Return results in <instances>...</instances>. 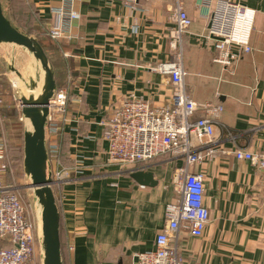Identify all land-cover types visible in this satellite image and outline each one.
I'll return each mask as SVG.
<instances>
[{"label": "crops", "instance_id": "1", "mask_svg": "<svg viewBox=\"0 0 264 264\" xmlns=\"http://www.w3.org/2000/svg\"><path fill=\"white\" fill-rule=\"evenodd\" d=\"M219 1L229 0L183 1L192 19L182 40L185 89L196 103L220 105L223 112L217 152L196 167L204 177L209 222L201 237L180 230L172 242L187 263L264 264V173L230 153H264V0H231L254 11L251 51L232 69L213 62L216 54L205 38L206 17ZM126 2L74 0L79 18L71 22V36L52 44L62 62L54 68L57 89L71 85L59 144L63 165L74 172L54 193L64 264H133L137 254L155 250L165 209L177 199L174 177L182 163L170 155L125 170L106 164L103 122L122 99L133 95L157 108L172 94L169 77L156 69L171 54L169 7ZM24 3L36 33L47 37L51 11L62 1ZM202 115L197 110L194 118ZM141 170L153 174L154 187L131 178Z\"/></svg>", "mask_w": 264, "mask_h": 264}, {"label": "built area", "instance_id": "2", "mask_svg": "<svg viewBox=\"0 0 264 264\" xmlns=\"http://www.w3.org/2000/svg\"><path fill=\"white\" fill-rule=\"evenodd\" d=\"M62 6L53 9V22L46 36L58 43L70 38L71 22L79 15L73 9L74 0H61ZM140 0H127L134 7ZM163 2L169 7L173 28L169 31L171 54L157 66L171 83L169 104L153 108L133 95L124 97L119 108L103 122L106 127V164L119 169L139 168L162 156H172L182 165L175 171L177 199L165 209V227L155 238V250L139 253L133 264H192L179 255L172 239L180 230L199 238L209 222L204 205V177L196 167L217 152L219 140L215 136L223 112L220 105L198 104L185 89L182 40L188 33L192 19L184 10V0H143ZM206 37L215 51L213 62L233 68L243 53H249V36L254 11L236 1H219L216 9L206 17ZM70 87L56 89L48 105L45 141L51 167L53 192L72 178L73 168L63 165L60 136L67 121ZM3 99L0 96V264H39L38 242L16 189L5 181L10 172L6 138L1 127ZM203 115L194 118L195 111ZM20 120H23L20 117ZM238 161H245L264 173V153L245 150L230 152ZM10 245L6 248L5 244Z\"/></svg>", "mask_w": 264, "mask_h": 264}, {"label": "water", "instance_id": "3", "mask_svg": "<svg viewBox=\"0 0 264 264\" xmlns=\"http://www.w3.org/2000/svg\"><path fill=\"white\" fill-rule=\"evenodd\" d=\"M1 45L22 48L33 60L34 79L28 78L26 82L17 70L10 68L27 90L26 95L20 93L18 97L20 115L30 126L23 132V172L30 182L28 187L32 190L40 213V233L37 237L40 264H64L60 243V213L52 189L51 167L45 141L48 105L57 89L55 73L41 43L10 23L3 13L0 0ZM131 178L139 185H156L153 174L148 171H135L131 173Z\"/></svg>", "mask_w": 264, "mask_h": 264}, {"label": "rangeland", "instance_id": "4", "mask_svg": "<svg viewBox=\"0 0 264 264\" xmlns=\"http://www.w3.org/2000/svg\"><path fill=\"white\" fill-rule=\"evenodd\" d=\"M1 4L4 14L6 16H10L11 9L9 8L7 0H1ZM33 28L37 29L35 25H33ZM11 67H13L23 76L25 82L28 81V78L34 79V64L30 55L22 48L11 45H1L0 96L2 97L4 102V110L2 109L1 112V127L6 138L10 165V172H8V174L6 175L5 181L15 187V191L25 208L26 218L31 223L34 234L36 235V237H38L40 233V213L33 199L32 190L28 187L30 182L24 175L23 158H21L23 150V132L26 129H29L30 126L29 123L24 119L20 120L21 115L18 97L20 93L26 95L27 90L24 87V83H22L18 79V77L10 70ZM67 85H69V87L71 88L70 83H68ZM12 110L17 111V118H8L7 115H5L6 113L4 114V111H8L11 113ZM55 193L58 194V192L56 191ZM37 251L38 258L40 259L39 248Z\"/></svg>", "mask_w": 264, "mask_h": 264}, {"label": "trees", "instance_id": "5", "mask_svg": "<svg viewBox=\"0 0 264 264\" xmlns=\"http://www.w3.org/2000/svg\"><path fill=\"white\" fill-rule=\"evenodd\" d=\"M7 3L9 5V8L11 9V14H10V16L9 15L6 16L5 14L4 15L10 21V23L14 27L19 29L21 32L27 34L28 36H34L35 38H37V40L41 43L43 50H44L47 58L49 59L53 69L55 68V66H57V67L60 66L62 64V62L60 60L58 48L55 45H52L53 42L48 37L40 36L36 33L37 30L33 28L32 17H31L29 9L27 8V6L24 3V0H7ZM54 73H55V71H54ZM59 79H60V77H59ZM60 81H61V79H60ZM55 82H56V87L58 88V86H57L58 82H57L56 74H55ZM61 83H62V81H61ZM4 114L7 115L8 118L10 117L12 119L14 117L15 118L18 117L16 110H12L11 113L8 111H4ZM21 158H23V150H22ZM3 244H5L6 248L10 247V245H8L4 242H3ZM61 250H62V248H61ZM63 257H64V255H63Z\"/></svg>", "mask_w": 264, "mask_h": 264}]
</instances>
